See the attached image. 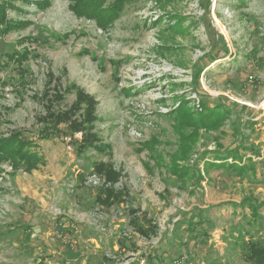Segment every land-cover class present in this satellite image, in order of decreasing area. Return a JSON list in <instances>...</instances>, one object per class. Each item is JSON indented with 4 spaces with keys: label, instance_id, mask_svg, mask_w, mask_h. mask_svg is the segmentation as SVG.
Masks as SVG:
<instances>
[{
    "label": "rangeland",
    "instance_id": "rangeland-1",
    "mask_svg": "<svg viewBox=\"0 0 264 264\" xmlns=\"http://www.w3.org/2000/svg\"><path fill=\"white\" fill-rule=\"evenodd\" d=\"M28 1L14 0L9 17L30 24L0 40V63L24 47L37 57L25 88L13 67L0 70V131L33 138L45 164L1 165L0 264H253L238 242L264 244V206L255 219L248 205L264 202V0H131L106 30L72 0ZM56 87L53 109L74 104L72 87L94 99L108 150L84 159L69 138L37 141L47 112L37 98ZM176 97L189 102L187 123L171 114ZM217 100L229 112L205 128L201 103ZM107 190L124 202L97 201ZM145 215L150 238L130 223ZM191 218L204 222L194 234Z\"/></svg>",
    "mask_w": 264,
    "mask_h": 264
},
{
    "label": "trees",
    "instance_id": "trees-1",
    "mask_svg": "<svg viewBox=\"0 0 264 264\" xmlns=\"http://www.w3.org/2000/svg\"><path fill=\"white\" fill-rule=\"evenodd\" d=\"M131 0H72L71 10L80 18L87 20H93L97 22L99 27L103 30L108 29L116 20H118L124 10V7ZM37 9H47L51 6L52 0H36L28 1ZM159 2V1H158ZM11 10L21 11L18 8L14 0H0V40L13 32L24 30L30 24L29 22L20 21L17 19H11L9 12ZM62 37L59 40H63ZM35 39L22 38L18 43L25 44L28 42H35ZM6 61L0 63V70L4 67H13V70L20 79L17 80L19 85L26 87L30 81L32 71L27 67L28 62L31 59L37 57L35 52H31L30 49L24 47L20 51H13L4 55ZM202 68H199L201 70ZM197 72V76H198ZM198 77L195 78V83ZM8 84V82L0 79V86L2 89ZM58 88L55 90V96L52 95L48 88L40 98H37L47 111L45 115H39L36 118V123L39 125L37 131V141L54 140L69 138L71 145L73 146L76 157L88 159L91 152L102 153L109 149L108 145L101 144L99 135L95 131V122L98 120L96 116L95 105L96 102L92 97L85 94L81 89L72 87V90L66 91V95H76L77 100L67 110L53 109L54 102H62L63 96L59 95ZM14 91L18 90L15 88ZM133 93H129L131 95ZM179 98L178 106L172 111V115L178 117L184 123L191 120V113L189 108V102L187 99ZM214 106H210L208 102H202L201 107L204 114L201 118L204 123L203 126L209 129H218L222 126L224 117L229 111H225V107L221 102L214 101ZM81 135L79 140L76 136ZM37 148L33 138L27 137L21 131H13L8 135L3 134L0 131V173L1 165L3 163H9L14 170H22L24 172H32L37 170L40 165L45 164L44 156L36 151ZM235 160L242 161V157L236 154ZM241 163V162H240ZM218 167H223L225 162L216 163ZM96 172L104 174L109 181L115 182L117 174L113 172L110 165L100 164L96 166ZM231 167L239 170L243 173L244 166L240 164H231ZM105 199H98L102 204L110 207L114 205H120L124 200L122 199V192H115L114 190L103 191ZM251 208L252 216L257 219L259 217V209L264 206L263 203L253 205L251 202L248 204ZM237 206V205H236ZM134 213V212H132ZM146 215L143 219H132L131 225H133L135 231L145 238H150L151 235L156 233L152 223L146 219ZM145 219V221H144ZM204 224L202 220L195 221L193 218L188 222V231L194 234V224ZM239 245L243 250L245 260L252 262L253 264H264V244L258 240L249 239L245 240L240 238ZM123 247V246H121Z\"/></svg>",
    "mask_w": 264,
    "mask_h": 264
},
{
    "label": "built area",
    "instance_id": "built-area-1",
    "mask_svg": "<svg viewBox=\"0 0 264 264\" xmlns=\"http://www.w3.org/2000/svg\"><path fill=\"white\" fill-rule=\"evenodd\" d=\"M175 264H178V262H175Z\"/></svg>",
    "mask_w": 264,
    "mask_h": 264
}]
</instances>
